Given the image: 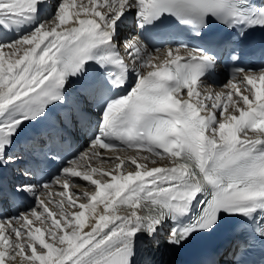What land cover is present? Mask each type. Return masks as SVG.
I'll return each instance as SVG.
<instances>
[{"label":"snow or ice","instance_id":"obj_1","mask_svg":"<svg viewBox=\"0 0 264 264\" xmlns=\"http://www.w3.org/2000/svg\"><path fill=\"white\" fill-rule=\"evenodd\" d=\"M129 15L140 30L122 43L131 68L118 47ZM169 22L207 46L155 49L167 55L155 63L145 33ZM215 28L238 37L264 29V7L253 0H0V168L17 165L23 129L65 105L72 84L84 102L101 100L94 121L74 105L91 131L88 150L48 181L26 166L17 169L20 182L0 188V212L10 198L35 204L0 219V264H138L145 240L178 248L226 221L264 246V68L233 67L224 87L234 92L223 102V93L201 98L198 84L207 87L202 78L215 52L234 46ZM98 149L137 155L107 157L112 168L104 170L91 165ZM70 185L85 191L69 193ZM65 197L76 211H65ZM249 249L237 244V264Z\"/></svg>","mask_w":264,"mask_h":264},{"label":"rangeland","instance_id":"obj_2","mask_svg":"<svg viewBox=\"0 0 264 264\" xmlns=\"http://www.w3.org/2000/svg\"><path fill=\"white\" fill-rule=\"evenodd\" d=\"M80 1L81 0H76V2L79 4L80 3ZM131 20L133 21V17H131ZM7 51V50H6ZM212 93V96L213 97H215V95H216V93L215 92H211ZM210 94V93H209ZM207 103H208V101H207ZM229 111L231 112L232 111V108H231V105L229 104ZM128 156H133V155H128ZM158 162H161V161H159L158 160ZM145 163H149V162H145ZM91 165L93 166V167H97L98 169H104V170H110L111 168H112V165L111 164H108V163H103V162H96V163H94L93 164V162L91 161ZM148 166H152V165H148ZM95 178V177H94ZM90 183V182H89ZM73 190H78V191H80V192H83V191H85V189L83 188V187H70L69 188V192L70 193H73L74 191ZM90 190V189H89ZM59 191V190H58ZM53 194H56V192L55 191H53L52 192ZM54 197V200L56 201V202H59V198L58 197H56V196H53ZM73 198L75 199V196H73ZM44 199H47V198H44ZM53 199V198H52ZM79 202H81V203H83L84 202V200H78ZM53 205V204H52ZM52 205H48L49 206V208L52 210V211H56V208H54V206H52ZM75 209L76 208H74V207H69V208H67L66 207V205H65V211H67L68 213H72L71 211L73 210V211H75ZM40 211H42V209H40ZM46 215V214H45ZM49 223H50V221H49ZM35 226H40L39 225V222H36V224H35ZM46 239H47V237H46Z\"/></svg>","mask_w":264,"mask_h":264},{"label":"bare ground","instance_id":"obj_3","mask_svg":"<svg viewBox=\"0 0 264 264\" xmlns=\"http://www.w3.org/2000/svg\"><path fill=\"white\" fill-rule=\"evenodd\" d=\"M122 45V44H121ZM225 85H228V83H226V82H223ZM238 86H240L239 84H238ZM243 88V87H242ZM225 94V93H224ZM244 94H247V93H244ZM234 99H236L235 98V96H234ZM238 115V114H237ZM101 153V152H100ZM102 155H104L103 153H101ZM117 154H119V155H121V156H124V155H137V153H135V152H128V153H111V154H109V156H111V157H114L115 155H117ZM140 163H145L146 161H144V160H140L139 161ZM165 163H167V161H161V162H158V164H160V165H163V164H165ZM148 165H151V163L149 162L148 163ZM149 167H151V166H149ZM95 178H98V177H95ZM74 180H75V182L78 184V185H84V184H88V187H89V189H91L92 187H94V186H91L90 185V183L89 182H85V181H83L81 178H73ZM71 186V185H70ZM54 189V191L57 193L58 192V190H59V185H55L54 187H53ZM69 191V190H68ZM74 192L73 193H83V192H80V191H78V190H73ZM70 193V192H69ZM53 196H56V197H58L59 198V200L61 199L58 195H56V194H53ZM42 198H46V197H42ZM65 199V205H66V207L67 208H69L68 206H67V197H65L64 198ZM79 203H81V202H79L78 200H77V204H79ZM50 205H52V204H50ZM52 206H54V205H52ZM102 207V206H101ZM54 208H55V206H54ZM77 209H75V211H76ZM71 212H74L73 210L71 211ZM87 215V214H86ZM87 230V228L85 229V231ZM140 245H142L143 246V243H140Z\"/></svg>","mask_w":264,"mask_h":264}]
</instances>
